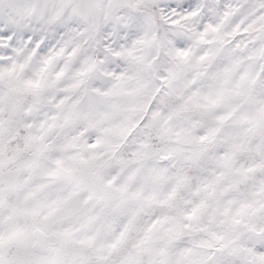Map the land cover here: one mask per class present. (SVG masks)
<instances>
[{"label":"snow or ice","instance_id":"obj_1","mask_svg":"<svg viewBox=\"0 0 264 264\" xmlns=\"http://www.w3.org/2000/svg\"><path fill=\"white\" fill-rule=\"evenodd\" d=\"M0 264H264V0H0Z\"/></svg>","mask_w":264,"mask_h":264}]
</instances>
